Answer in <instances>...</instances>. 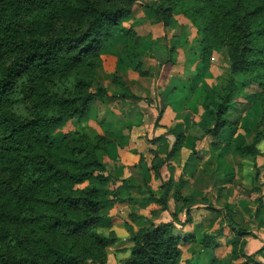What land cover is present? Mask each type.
<instances>
[{
	"label": "rangeland",
	"instance_id": "1",
	"mask_svg": "<svg viewBox=\"0 0 264 264\" xmlns=\"http://www.w3.org/2000/svg\"><path fill=\"white\" fill-rule=\"evenodd\" d=\"M142 3L166 6L161 0L134 3L130 16L104 43L88 72L92 91L104 88L107 96L91 101L85 116L63 118L48 134L54 145L68 135L87 139L105 165L108 180L98 185L111 202L105 204L95 230L113 240L103 248L106 264H121L129 256L136 230L172 221V214L180 220L173 223L180 264H255L245 255L264 264V257L257 253L264 243V207L258 206L259 200L264 204V67L251 63L247 72L233 75L238 89L227 117L236 127L222 132V142L214 144L206 134L212 127L208 109L216 105L214 94L230 74L224 40L217 33V15L210 3L175 0L164 29L154 10ZM239 7L244 12L257 9L249 20L255 23L254 47L263 48L264 0H240ZM128 42L138 44L143 74L125 57ZM257 55L252 53L250 59ZM260 57L264 59V53ZM116 77L122 78L128 91ZM122 93L140 99L122 100ZM171 129L182 135L180 148L161 166L157 178L151 168L170 149L174 137L167 131ZM234 141L257 144L258 154L243 158L233 150ZM168 180L171 187L163 210L161 203L149 197H160L162 183ZM91 181L98 182L96 174L78 187ZM181 181L178 194L204 202L190 207L188 223L182 202L173 195ZM255 185H260L259 191ZM228 220L255 237L237 236ZM219 228L220 236L215 233ZM206 235L214 236L219 246H205Z\"/></svg>",
	"mask_w": 264,
	"mask_h": 264
},
{
	"label": "trees",
	"instance_id": "2",
	"mask_svg": "<svg viewBox=\"0 0 264 264\" xmlns=\"http://www.w3.org/2000/svg\"><path fill=\"white\" fill-rule=\"evenodd\" d=\"M139 1L0 0V264H106L103 248L113 240L95 230L103 219L105 204L111 202L103 197L98 185L108 180L105 165L87 139L68 135L54 145L48 134L63 118H81L91 101L107 96L104 88L92 91L88 72L97 63L104 43L120 29L121 21L130 16L132 5ZM161 1L166 3L163 8L142 4L154 10L165 29L175 0ZM199 1L210 3L217 15V33L224 40L230 69L226 84L214 94L216 105L208 109L212 127L206 134L219 144L221 133L236 127V122L227 117L238 89L233 75L247 72L251 63L264 67L260 57L264 47H254L255 23L249 20L257 9L242 11L240 0ZM183 12L190 16L187 10ZM254 52L259 55L250 59ZM124 53L140 72L143 61L138 44L126 43ZM115 81L128 91L121 77ZM119 98L140 99L131 93L119 94ZM167 134L174 140L151 168L157 178L182 140L181 133L174 129ZM232 143L233 150L243 158L258 154L253 142ZM95 174L98 182L78 187ZM183 183L173 195L182 202L188 223L190 207L204 202L178 194ZM170 187L169 180L163 182V194L149 197L161 203L163 210L167 209ZM255 189L259 191V186ZM258 206L264 207L261 200ZM173 223H180L175 214L172 221L136 230L129 256L121 264H180ZM228 227L239 237H255L252 231L230 221ZM215 233L220 236L221 228ZM213 237L206 235L204 245L218 247ZM263 250L264 243L257 252L264 257ZM245 257L259 264L252 256Z\"/></svg>",
	"mask_w": 264,
	"mask_h": 264
},
{
	"label": "crops",
	"instance_id": "3",
	"mask_svg": "<svg viewBox=\"0 0 264 264\" xmlns=\"http://www.w3.org/2000/svg\"><path fill=\"white\" fill-rule=\"evenodd\" d=\"M264 140V139H263ZM255 148H256V150H257V144L255 145ZM260 164V162H258V165ZM258 167H260V166H258ZM259 186V189H260V185H258Z\"/></svg>",
	"mask_w": 264,
	"mask_h": 264
}]
</instances>
